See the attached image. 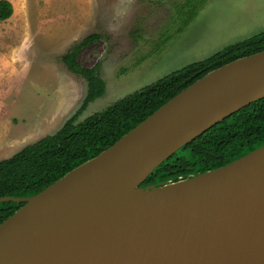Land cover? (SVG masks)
I'll list each match as a JSON object with an SVG mask.
<instances>
[{"label":"water","instance_id":"water-1","mask_svg":"<svg viewBox=\"0 0 264 264\" xmlns=\"http://www.w3.org/2000/svg\"><path fill=\"white\" fill-rule=\"evenodd\" d=\"M264 97V49L197 78L0 222V264H264V144L142 185L172 153ZM131 177L142 201L112 200Z\"/></svg>","mask_w":264,"mask_h":264},{"label":"rangeland","instance_id":"rangeland-1","mask_svg":"<svg viewBox=\"0 0 264 264\" xmlns=\"http://www.w3.org/2000/svg\"><path fill=\"white\" fill-rule=\"evenodd\" d=\"M23 1L0 23V160L53 133L79 108L86 82L60 57L89 33L101 37L77 59L84 66L98 63L105 89L77 121L264 31V0H206L190 19L185 0ZM60 102L58 109L67 104L68 114L52 125L49 112Z\"/></svg>","mask_w":264,"mask_h":264},{"label":"trees","instance_id":"trees-1","mask_svg":"<svg viewBox=\"0 0 264 264\" xmlns=\"http://www.w3.org/2000/svg\"><path fill=\"white\" fill-rule=\"evenodd\" d=\"M206 0H185L190 14ZM13 12L9 0H0V20ZM92 32L74 43L60 60L65 67L86 82V92L79 108L53 133L23 146L10 157L0 160V197L32 195L67 171L113 144L154 110L197 78L235 58L264 49V31H260L209 57L190 63L152 84L117 99L105 108L77 121L88 102L104 93L99 66H84L78 51L98 40ZM264 144V97L247 104L184 144L160 163L142 185L176 180L222 166ZM22 202L0 201V222Z\"/></svg>","mask_w":264,"mask_h":264},{"label":"bare ground","instance_id":"bare-ground-1","mask_svg":"<svg viewBox=\"0 0 264 264\" xmlns=\"http://www.w3.org/2000/svg\"><path fill=\"white\" fill-rule=\"evenodd\" d=\"M136 179L131 177L121 180V184H117V193L112 196V200L122 202L123 204L131 205L133 202L142 201L143 197L139 191L133 189Z\"/></svg>","mask_w":264,"mask_h":264},{"label":"crops","instance_id":"crops-1","mask_svg":"<svg viewBox=\"0 0 264 264\" xmlns=\"http://www.w3.org/2000/svg\"><path fill=\"white\" fill-rule=\"evenodd\" d=\"M11 3H12V7H13V12H12V14L10 15V17H8V18H6V19H4V20H0V23H5V22H7L8 20H10L14 15H15V13L17 12V6H21V3H23L24 1L23 0H9ZM68 103V102H67ZM63 104V102H60L58 105H56V107L55 106H53V108L50 110V112H49V114H51V116L49 117V120H51V119H53L50 123H52V125H55V124H57L58 123V120H59V118L58 119H56V117H60L62 114H68L67 112L69 111V108H67V104H65L62 108L60 107L59 109H58V106H61ZM68 116V115H67ZM66 116V117H67ZM65 120V119H64ZM39 122V121H38ZM34 123L33 124V126H36L37 124H39V123ZM45 123H49V122H47V121H45L43 124H45ZM48 124V125H50V126H52L51 124ZM42 124V123H41ZM27 126H32L31 124H27ZM42 128V127H41ZM33 129V128H32ZM56 131V130H55ZM55 131H53V132H55ZM52 133V132H51ZM47 134H50V133H47ZM45 135V134H44ZM43 135V136H44ZM43 136H41V137H43ZM40 137V138H41ZM37 140V139H36ZM34 142V141H33Z\"/></svg>","mask_w":264,"mask_h":264}]
</instances>
